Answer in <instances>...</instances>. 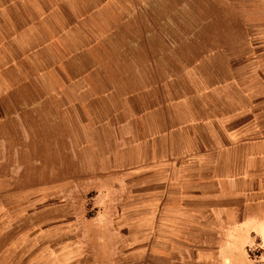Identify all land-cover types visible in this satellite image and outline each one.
I'll list each match as a JSON object with an SVG mask.
<instances>
[{"label": "crops", "instance_id": "0c3cea01", "mask_svg": "<svg viewBox=\"0 0 264 264\" xmlns=\"http://www.w3.org/2000/svg\"><path fill=\"white\" fill-rule=\"evenodd\" d=\"M42 1L0 0V210L63 156L68 178L114 177L103 226L138 264L264 244V0H205L189 57L187 0ZM113 39L120 58L92 53Z\"/></svg>", "mask_w": 264, "mask_h": 264}, {"label": "rangeland", "instance_id": "374dc122", "mask_svg": "<svg viewBox=\"0 0 264 264\" xmlns=\"http://www.w3.org/2000/svg\"><path fill=\"white\" fill-rule=\"evenodd\" d=\"M119 1L117 4L127 7L131 3L130 0ZM42 2L37 5L41 4L45 8L47 0ZM67 2H58L62 12H65L63 6ZM102 3L100 0H88L87 3L74 0L78 14L82 15L89 6L92 10ZM184 5L188 33L186 54L189 57L192 56L195 38L198 37L195 36L196 26L199 27L201 20L210 23L207 21L210 18L205 16L209 13L210 4L205 0H187ZM173 21L172 17V28ZM112 36L114 38V34ZM114 45L113 39L108 42L106 49L98 45L92 53L100 59L120 58ZM123 68L129 70L130 66L124 65ZM64 158L60 156L55 177L20 181L21 187L26 186V191L21 194L20 209L14 210L12 206V210H0V218H23L20 228H26L25 235L16 237L0 226V264H138V261L128 256L125 247L115 248L117 243L106 236L107 227L103 226L106 217L114 213L113 209H102L106 204L113 203L114 177L101 178L98 174L103 172L90 171L86 175L81 172L68 178L72 171L68 170ZM14 201L19 203V197ZM223 264H264V244L254 241L243 249L242 255L236 252L230 262L225 261Z\"/></svg>", "mask_w": 264, "mask_h": 264}]
</instances>
